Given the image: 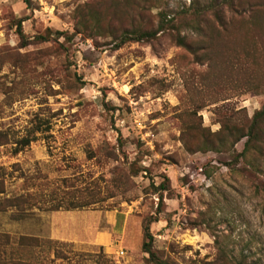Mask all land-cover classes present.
<instances>
[{
  "label": "rangeland",
  "instance_id": "374dc122",
  "mask_svg": "<svg viewBox=\"0 0 264 264\" xmlns=\"http://www.w3.org/2000/svg\"><path fill=\"white\" fill-rule=\"evenodd\" d=\"M211 1L0 0V130L9 140L0 144L2 231L56 241L52 251L68 259L55 264H100L99 255L103 264H155L142 251L141 224L158 205L151 179L166 175L170 189L150 225L158 257L264 264V143L234 160L245 137L234 152L190 153L181 140L184 121L216 131L223 113L250 119L264 103V0L231 11L216 0L227 29H206L209 16L203 33L181 32L196 54L170 32L114 46L125 29L155 27L160 9L216 15ZM19 18L26 36L51 38L21 47ZM33 135L15 152L16 140ZM139 165L145 170L131 175ZM83 187L98 199L84 208L15 218L7 201Z\"/></svg>",
  "mask_w": 264,
  "mask_h": 264
},
{
  "label": "trees",
  "instance_id": "16d2710c",
  "mask_svg": "<svg viewBox=\"0 0 264 264\" xmlns=\"http://www.w3.org/2000/svg\"><path fill=\"white\" fill-rule=\"evenodd\" d=\"M28 7H30V0H22ZM240 0H223L221 3L227 10H234L236 2ZM216 0H212L206 9H213L216 15H176L170 16L160 9L157 11V23L153 28L144 29L142 27H131L125 29L121 34L115 39V47H119L127 42L133 41H148L155 38L163 32H170L172 38L177 45L187 49L189 52L196 54L194 51V44L188 39L189 35H181L182 30L189 28L192 32L196 31L198 33H203L204 26L201 24L202 21L208 20L209 16L213 18V23L209 19L206 23V29L212 30V27L216 26L214 23H218L220 27L227 29L228 20L227 15H219V11L215 10L218 6ZM198 7L196 6L195 9ZM222 12V11H221ZM220 12V13H221ZM211 20V21H210ZM211 23V25H210ZM215 23V24H216ZM16 24V34L19 38L20 46H26L30 43H38L47 41L51 38V33H39L34 37L30 38L26 36L22 28V19H17ZM184 28V29H183ZM58 32V31H56ZM58 34H61L58 32ZM196 112V111H195ZM196 113H192L194 116ZM192 116V117H193ZM41 119L38 118L39 123ZM219 122V128L216 131H210L208 127H203L201 121L195 122L192 120L184 121V129L181 133V140L184 144L186 150L190 153L195 152H223L229 151L234 152L235 144L245 137L243 148L240 152L233 155L234 160L239 158L247 160V157L252 149L259 147L260 144L264 143V103L261 108L255 111L250 119L235 118L232 114L223 113ZM35 132V131H34ZM33 132V133H34ZM35 134V133H34ZM120 136V132L118 131ZM35 138L26 136L20 140H16L15 152L20 150L22 145L28 144L31 140ZM9 140L5 132L0 130V144H6ZM14 142V141H13ZM137 162L140 159H135ZM229 166H233V163H227ZM248 164L252 166L253 164L248 161ZM130 174L137 175L140 171H144L143 167L135 166V169ZM67 187L73 186L70 179H64ZM170 189L169 178L163 175L162 181L155 184L153 179L149 183V187L146 190L155 193L158 198V205L156 208L155 215H150L148 218H143L142 220V251L148 254L146 260L149 262H154L155 264H171L170 261L158 257L157 253L153 251V234L150 229L152 222L158 220V214L161 212V207L163 205V194ZM3 192V181L0 179V193ZM50 198L47 199L46 194H36L33 192H21L14 193V196L7 199L11 202L10 207H14V217L22 218L32 215L35 209L44 211H57L60 209L70 210L77 208H84L89 205L95 204L98 199L94 192L85 191V187L77 189L76 191L67 190L62 195H49ZM6 202V201H5ZM4 207H0V212L5 211ZM57 243L49 238H40L32 235L26 234H11L0 229V264H55L56 259H68L66 255L61 250L54 249L52 251L51 247ZM50 250L52 253H49ZM53 255V258L48 260L49 255ZM100 264L106 261L102 260L101 255L98 256ZM221 259V258H220ZM242 260L233 261L227 260L226 258L221 259L217 264H242Z\"/></svg>",
  "mask_w": 264,
  "mask_h": 264
},
{
  "label": "built area",
  "instance_id": "2783aa9c",
  "mask_svg": "<svg viewBox=\"0 0 264 264\" xmlns=\"http://www.w3.org/2000/svg\"><path fill=\"white\" fill-rule=\"evenodd\" d=\"M123 253H124L123 250H119V251H118V256H122Z\"/></svg>",
  "mask_w": 264,
  "mask_h": 264
}]
</instances>
